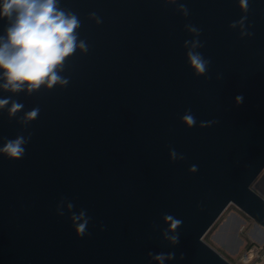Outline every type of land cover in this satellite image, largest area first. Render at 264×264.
Returning a JSON list of instances; mask_svg holds the SVG:
<instances>
[{"label":"water","instance_id":"water-1","mask_svg":"<svg viewBox=\"0 0 264 264\" xmlns=\"http://www.w3.org/2000/svg\"><path fill=\"white\" fill-rule=\"evenodd\" d=\"M58 6L77 15L88 51L66 58V85L0 87V147L28 141L19 160L0 152V264H233L202 237L230 204L264 229L253 187L264 172V0L247 11L240 0ZM190 50L210 60L207 73ZM12 102L23 105L14 116Z\"/></svg>","mask_w":264,"mask_h":264},{"label":"clouds","instance_id":"clouds-1","mask_svg":"<svg viewBox=\"0 0 264 264\" xmlns=\"http://www.w3.org/2000/svg\"><path fill=\"white\" fill-rule=\"evenodd\" d=\"M240 6L247 11L248 0H240ZM181 8L183 9L184 6L181 5ZM185 15H187L186 9ZM0 18L7 21L4 34L0 35V70H3L0 78L5 80L0 87L18 93L27 86L28 93H32L45 84L51 88L56 84L68 83L67 78L60 75L66 58L73 55L77 48L83 52L88 51L87 43L79 39L77 29L80 28L81 22L76 14L61 9L58 0H0ZM231 26L235 27V24ZM189 31L199 34L198 29L192 26L189 27ZM188 44L189 41H185V46ZM191 44L193 48L202 46L199 41H193ZM187 56L197 74L207 73L210 60L191 50L188 51ZM243 99L242 95L235 98L238 105ZM7 104L9 99H0V108H4ZM22 108V104L12 102L9 115L14 116ZM39 112V108H33L26 114V120L37 119ZM182 120L189 127L196 123L195 118L189 113H186ZM27 142L23 135H19L0 147V152L19 160L25 154L24 146ZM170 154L175 158L174 150ZM190 170L195 171V166ZM71 207L72 205H69V208ZM84 217L83 212L79 216L72 217L73 221L83 220L76 225V232L81 237L85 235L88 224V219ZM165 220L170 222L172 231L179 228L182 223L171 216H166ZM167 238L173 244L178 243V235ZM174 255L169 253L167 258L172 259ZM252 258L253 253L250 252L243 264H249ZM154 259L162 262L165 254H158Z\"/></svg>","mask_w":264,"mask_h":264},{"label":"crops","instance_id":"crops-1","mask_svg":"<svg viewBox=\"0 0 264 264\" xmlns=\"http://www.w3.org/2000/svg\"><path fill=\"white\" fill-rule=\"evenodd\" d=\"M261 177L259 184L254 188L264 196V172ZM247 217L243 212L231 210L219 223L211 241L216 248L233 260V264H243L250 252L253 253V258L249 264H264V229ZM245 226L247 227V239H244L241 234ZM247 241L252 245L246 249Z\"/></svg>","mask_w":264,"mask_h":264},{"label":"rangeland","instance_id":"rangeland-1","mask_svg":"<svg viewBox=\"0 0 264 264\" xmlns=\"http://www.w3.org/2000/svg\"><path fill=\"white\" fill-rule=\"evenodd\" d=\"M254 187V186H253ZM237 210L238 212L240 211L238 208H236L233 204H230L228 207H227V209L224 211V213L222 214V216L217 220V222H216V225L208 232V233H205L204 234V236L202 237L203 238V240L204 241H206L207 243H211L210 245L211 246H213L215 249H218V248H216L215 246H214V244L212 243V241H211V238H212V235L215 233V231L217 230V227H218V225H219V223L223 220V218L225 217V215L227 214V213H229L231 210ZM241 212V211H240ZM248 218V217H247ZM250 219V218H249ZM250 222H251V220H249ZM246 232H247V227L245 226L244 228H243V230H242V232H241V234H242V236L243 235H247L246 234ZM245 248H246V243H245ZM247 249V248H246ZM219 250V249H218ZM219 252L227 259V260H229L231 263L233 262V260L232 259H230L229 257H227L223 252H221L220 250H219Z\"/></svg>","mask_w":264,"mask_h":264},{"label":"trees","instance_id":"trees-1","mask_svg":"<svg viewBox=\"0 0 264 264\" xmlns=\"http://www.w3.org/2000/svg\"><path fill=\"white\" fill-rule=\"evenodd\" d=\"M226 209H227V208H226ZM226 209H225V210H226ZM225 210H224V211H225ZM223 213H224V212H223ZM223 213H222V214H223ZM222 214L220 215V217L222 216ZM220 217H219V218H220ZM219 218H218V219H219ZM218 219H217V220H218ZM217 220L215 221V223L210 227V229H209L206 233H208V232H209V231H210V230L216 225ZM243 237H244V239H247L245 235H243ZM210 244H211V243H210ZM251 245H252V243L249 242V241H247V243H246V248L250 247Z\"/></svg>","mask_w":264,"mask_h":264}]
</instances>
